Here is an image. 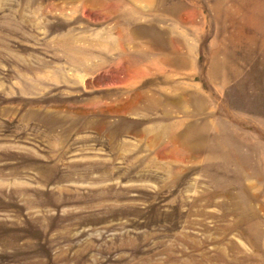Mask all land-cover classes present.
<instances>
[{"label": "rangeland", "instance_id": "1", "mask_svg": "<svg viewBox=\"0 0 264 264\" xmlns=\"http://www.w3.org/2000/svg\"><path fill=\"white\" fill-rule=\"evenodd\" d=\"M0 264H264V0H0Z\"/></svg>", "mask_w": 264, "mask_h": 264}]
</instances>
